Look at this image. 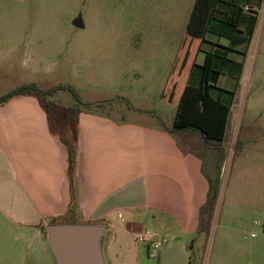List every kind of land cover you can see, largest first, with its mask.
I'll list each match as a JSON object with an SVG mask.
<instances>
[{"label": "rangeland", "instance_id": "rangeland-1", "mask_svg": "<svg viewBox=\"0 0 264 264\" xmlns=\"http://www.w3.org/2000/svg\"><path fill=\"white\" fill-rule=\"evenodd\" d=\"M196 2L0 0V97L24 83L40 91L62 86L77 93L79 110L171 128L176 107L159 95ZM205 41L231 47L225 60L215 46L217 83L230 111L223 151L205 150L191 133L176 139L183 150L206 154L218 193L210 216L200 219V235L188 241L191 264H264V0H219ZM25 46L35 72L21 66ZM36 94L52 126L73 124L68 109L76 103L68 90Z\"/></svg>", "mask_w": 264, "mask_h": 264}, {"label": "crops", "instance_id": "crops-1", "mask_svg": "<svg viewBox=\"0 0 264 264\" xmlns=\"http://www.w3.org/2000/svg\"><path fill=\"white\" fill-rule=\"evenodd\" d=\"M215 45L204 40L196 65ZM29 50L21 53L28 73L37 66ZM28 84L34 83L19 86ZM215 87L212 96L228 104L224 88ZM171 128L93 110H79L72 125L52 126L36 92L0 104V264H55L43 234L52 221L102 226L105 264H191L188 241L200 235L210 175L206 154L183 150L176 140L188 132ZM61 138L75 149L71 175ZM144 231L163 241L153 258L133 240Z\"/></svg>", "mask_w": 264, "mask_h": 264}, {"label": "trees", "instance_id": "trees-1", "mask_svg": "<svg viewBox=\"0 0 264 264\" xmlns=\"http://www.w3.org/2000/svg\"><path fill=\"white\" fill-rule=\"evenodd\" d=\"M219 0H197L194 9L190 15V20L186 28L184 42L178 50L174 64L169 72L165 86L162 90V97L176 105V113L172 122L170 132H188L197 135L205 150L223 151V142L225 136V129L230 111V106L212 96L214 90H218L215 86L218 80L219 71L215 70L217 48L214 52H206L204 60L201 65H196V55L201 50V45L205 40L208 26L212 20L213 14ZM236 43V40H234ZM232 44V45H235ZM219 48L225 50L226 56L230 50L228 47ZM222 52V51H221ZM223 54V53H222ZM221 54V55H222ZM198 68L197 83L193 85L190 79L194 76V70ZM216 73V78L212 82V74ZM58 90H68L75 100V107L68 109L70 115H75L79 109L78 105L83 104L80 101L77 93L71 88L62 86L54 87L46 91H40L35 84H28L19 86L0 97V104L17 97L19 95L31 94L33 92L40 93L42 97L51 96ZM41 102V101H40ZM46 114L49 117L48 110L41 102ZM89 106V104H85ZM62 144L67 149L68 154V171L71 175L74 160L75 149L70 141L65 138L60 139ZM208 192L206 202L200 210V215L203 218L204 214L210 216L213 210L214 203L217 199L218 193L208 180ZM54 224V221L51 222ZM45 234V231H43Z\"/></svg>", "mask_w": 264, "mask_h": 264}, {"label": "water", "instance_id": "water-1", "mask_svg": "<svg viewBox=\"0 0 264 264\" xmlns=\"http://www.w3.org/2000/svg\"><path fill=\"white\" fill-rule=\"evenodd\" d=\"M103 230L85 223L47 226L45 234L55 264H105L100 242Z\"/></svg>", "mask_w": 264, "mask_h": 264}, {"label": "built area", "instance_id": "built-area-1", "mask_svg": "<svg viewBox=\"0 0 264 264\" xmlns=\"http://www.w3.org/2000/svg\"><path fill=\"white\" fill-rule=\"evenodd\" d=\"M253 236V235H252ZM133 240L136 243L146 244L148 247V257L153 258L162 246L160 240L155 239V235L152 232L144 231L133 235Z\"/></svg>", "mask_w": 264, "mask_h": 264}]
</instances>
